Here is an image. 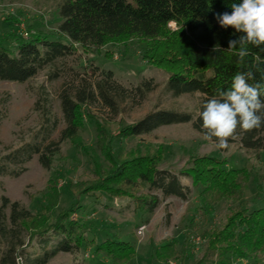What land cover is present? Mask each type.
<instances>
[{
  "label": "trees",
  "instance_id": "trees-1",
  "mask_svg": "<svg viewBox=\"0 0 264 264\" xmlns=\"http://www.w3.org/2000/svg\"><path fill=\"white\" fill-rule=\"evenodd\" d=\"M233 3H242V0H60L58 9L62 22L54 39L37 35L27 41L19 40L13 49L0 40V81L26 83L44 68L76 55L80 49L96 51L115 39L139 37L148 41L143 57L152 66L170 72L166 92L174 97L202 95L195 112L156 109L114 135L101 123L103 121L84 111V107L100 103L118 114L121 103L137 100L141 104L156 85L152 79H145L135 88L128 89L116 80L112 71L93 67L95 79L92 76L81 79L59 94L67 125L66 135L59 141L52 140L60 121L52 112L49 99L40 95L35 110L40 113L41 127L30 141L0 157V177H20L27 170L25 165L35 156L46 170L52 171L63 142L78 137L85 125L83 116H87L95 128L96 148L105 156L110 168L102 169L91 162L95 166V180L86 186L70 181L72 196L78 199H95L97 195L101 200L106 196L126 199L129 201L127 208L132 204L134 213L140 215L143 222L148 221L160 206L156 192L160 191L165 197L187 198L178 177L159 167L158 155L125 157L121 151L117 153V148L127 140L142 138L172 125L192 123L194 129L202 133L199 116L202 105L218 96L220 91L229 89L233 76L239 71L251 68L255 80L250 83H264V71H257L255 67L258 65L264 70V51L249 45L252 55L242 66L238 63L236 50H228L229 40L238 39L242 34L232 28H222L216 14L230 13ZM171 23L176 29H171ZM215 48L218 50L214 51ZM57 76L55 74L53 78ZM230 144L260 155L264 152V128L244 133L242 139L230 141ZM180 173L192 180L193 189L199 193L195 212L211 217L220 202L239 203L237 209H231L232 214L223 228L203 230L201 235L207 241V251L201 261L193 264H235L237 260L258 264L253 261L264 256V199L259 205L244 203L252 172L231 168L229 158L205 156L194 159ZM56 178L50 179L52 189L47 191L46 198L58 197L59 205L48 201L42 204L41 213L33 214L20 202L2 197L0 264H50L60 253L75 254L89 248H93L97 256L105 254L114 264H126L136 259L138 254L134 245L122 240L117 233L101 241L89 240L87 228L93 232L94 227L72 218L81 208L80 203L57 214L62 193L61 189H54ZM259 190L264 196L261 185ZM196 216L198 213L191 219L187 232L194 231ZM185 239V243L191 242L187 234ZM178 245L171 239L157 250L154 260L158 264L167 263L175 255Z\"/></svg>",
  "mask_w": 264,
  "mask_h": 264
},
{
  "label": "rangeland",
  "instance_id": "rangeland-1",
  "mask_svg": "<svg viewBox=\"0 0 264 264\" xmlns=\"http://www.w3.org/2000/svg\"><path fill=\"white\" fill-rule=\"evenodd\" d=\"M59 1L0 0V40L11 45L10 48L13 49L19 40H28L26 35L29 39L37 35L54 39L62 22L58 9ZM170 27L176 29L174 23H171ZM147 44L148 41L139 37L115 39L96 51L84 52L80 49L76 55L58 60L54 65L44 68L26 83L0 81V157L30 141L41 127L40 113L35 110L40 95L49 99L51 110L60 121L52 140L59 141L66 135L67 125L63 119L59 94L64 88L79 83L81 79L91 76L95 79L92 69L96 66L101 71H112L116 80L128 89L135 88L145 79H152L156 85V89L141 104H138L137 100L121 103L118 114L100 103L84 107V111L89 112L98 121H103L101 123L114 135L124 126L139 121L156 109L197 111L202 95L197 93L174 97L166 92L165 84L170 72L168 69L152 66L149 60L143 57ZM55 74L58 75L57 78H53ZM83 118L84 128L76 139L63 142L62 151L55 159L52 171L46 170L39 157L35 156L25 165L27 170L20 177H0V204L5 196L13 202H20L33 214L41 213L42 204L48 201L59 205L58 197L46 198L47 191L52 189L49 186L50 179L57 177L59 179L56 178L53 183L54 189H61L62 193L57 214L80 203L81 208L72 218L94 227L93 232L85 228L89 240L101 241L117 233L122 240L134 245L138 255L126 264H158V261L154 260L157 250L171 239H175L179 245L175 248L173 258L165 264H193L201 261L207 251V241L201 235L203 230L223 228L232 214L231 209H237L239 203L220 202L211 217L204 216L202 212H195L199 204V193L193 189L192 180L181 175L180 171L189 167L194 159L205 156L229 158L231 168H244L252 172L244 203L250 206L263 202L264 196L259 189L260 185L264 189V152L257 155L233 144L227 153L222 154L213 143L205 140L202 134L194 129L192 123L162 127L142 138L127 140L117 148V153L121 151L125 157L158 155L159 167L178 177L185 188L187 198L165 197L160 191L156 192L160 206L146 222L134 213L132 204L127 208L129 201L126 199L106 196L101 200L98 195L95 199L75 198L69 189L70 181L86 186L89 181L95 180V164L102 169L110 168L105 156L96 148V132L91 119L87 116ZM195 213H198V216L195 217L194 231L187 232ZM186 234L191 242L185 243ZM25 241L28 243L27 238ZM253 262L264 264V256ZM50 264L114 263L105 254L97 256L94 249L89 248L75 254L60 253ZM235 264L248 263L237 260Z\"/></svg>",
  "mask_w": 264,
  "mask_h": 264
},
{
  "label": "clouds",
  "instance_id": "clouds-1",
  "mask_svg": "<svg viewBox=\"0 0 264 264\" xmlns=\"http://www.w3.org/2000/svg\"><path fill=\"white\" fill-rule=\"evenodd\" d=\"M216 19L222 28H232L242 34L228 42V50H236L240 65L244 66L246 58L252 55L249 45L264 51V0L233 3L230 13H217ZM256 59L259 60V56ZM255 67L257 71H264L258 65ZM254 80L255 73L251 68L239 71L233 76L229 89L220 91L218 96L202 105L203 110L199 113L201 134L222 154L231 147L230 141H239L244 133L264 128V83H250Z\"/></svg>",
  "mask_w": 264,
  "mask_h": 264
},
{
  "label": "built area",
  "instance_id": "built-area-1",
  "mask_svg": "<svg viewBox=\"0 0 264 264\" xmlns=\"http://www.w3.org/2000/svg\"><path fill=\"white\" fill-rule=\"evenodd\" d=\"M26 38H27V39H29V36H28V35H26Z\"/></svg>",
  "mask_w": 264,
  "mask_h": 264
}]
</instances>
